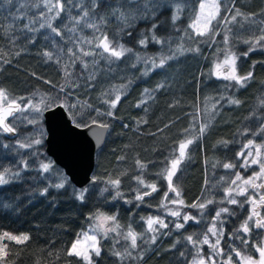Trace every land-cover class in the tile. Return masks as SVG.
Here are the masks:
<instances>
[{
	"label": "trees",
	"instance_id": "obj_1",
	"mask_svg": "<svg viewBox=\"0 0 264 264\" xmlns=\"http://www.w3.org/2000/svg\"><path fill=\"white\" fill-rule=\"evenodd\" d=\"M35 2L12 0L8 4L0 0V89H5L22 105L28 100L38 102L41 96H59V104L64 99L60 86H65V91L72 93L68 96L69 103L92 105V108L80 109L83 122L88 123L89 116L96 117L94 109L109 110L104 100L114 99V88H119L122 95L117 106L111 109L114 116L96 117L107 123L110 131L105 147L96 157L93 175L96 185L87 189L83 201L76 198L80 190L46 154V111L42 115L31 111L15 114L9 120L16 128L12 137L0 131V171L10 168L19 172L10 183L0 186V235L8 232L29 236L22 243L3 241L8 245L3 264H84L79 258L67 255V250L79 233L94 226L89 217L96 212L114 215L120 235L115 233L100 239L101 255L93 256L94 264H192L193 258H198L197 247L186 237L202 240L213 226L215 212L222 207H227L229 213H223L215 224L217 229L223 230L219 245L223 252L213 255L209 245L200 244V255L206 261L212 256L216 264H225L231 254L233 264H237L239 258L232 251L236 249L242 255L258 259L253 245L264 241V229L255 228L258 217H254L249 221L250 233L238 232L252 206L244 202L245 196H235L244 202L243 207L227 203L224 189L235 179L234 173L239 172L247 179L259 171L258 165L242 168L244 158L238 153L243 150L247 154L249 149L243 146L249 140L253 145H264L261 131L264 128V42L255 44V40L264 35V0H220L219 17L212 22L211 31L203 36L189 27L199 11L198 0H170L171 7H161L147 19L132 20L131 27L112 15L114 10H130L122 7L126 0H98L95 9L91 8V0H71V4L64 0L65 11L53 21L62 36L39 28V22L25 27L30 19L46 11L42 3L34 7ZM161 2L169 3V0ZM177 5L181 11L179 19L173 22ZM82 9L89 10L90 16L86 22L74 25L71 17L81 15ZM235 9L242 15L225 23L221 18L230 19ZM101 17H105L106 22H101ZM87 23H96L98 30L87 27ZM153 23L157 25L154 33L163 44L151 40ZM73 27L75 31L69 32ZM102 34L132 52L110 63L98 55L102 49L95 47V38ZM144 36L149 37L147 47L138 43ZM81 40L84 43H80ZM88 40L93 43L88 44ZM180 46L184 51H177ZM250 46H254V50L249 51ZM70 48L88 64L87 69L70 55ZM81 48L94 55L84 56ZM45 53H51L52 59ZM136 54L153 57L157 63L161 56L174 55V58L144 75L151 65L143 61L137 63ZM233 54L236 74L252 73V78L243 86L215 74L216 64ZM133 64L136 66L132 67ZM66 66L71 73L67 79ZM89 76L94 79L90 80ZM69 84L79 86L68 87ZM121 85L126 87L120 88ZM233 100L239 103H232ZM75 111L77 109H73ZM33 118L38 119V123L28 122ZM201 124L207 125L203 134L199 132ZM35 139H41L42 143L31 148L19 147L20 143ZM188 139L193 142L187 145L185 156L172 177L173 186L180 193L177 197L168 188L165 170L171 167L172 159L179 157V143ZM261 152L264 153V148ZM21 161H27L28 167ZM41 162H51V172L42 173ZM225 163L236 167L225 169ZM65 177L68 183L64 189L49 188L46 196L40 195L44 187ZM137 177L143 179L145 185L155 184L157 190L151 192ZM114 179L120 180L118 187L109 183ZM144 191L151 192L152 197L137 200V193ZM259 193H264V188H248V195L257 200ZM173 199L184 202L178 204L181 210L178 220L165 215L166 208L174 205L170 203ZM208 200L213 203L204 209L191 207ZM257 210L264 217V206ZM185 214L196 220L185 223ZM149 217L164 218L167 227L158 225V231H149ZM177 223L184 227L176 228ZM129 227L137 234L135 249L131 248L130 240L124 239ZM208 235L214 243L217 237ZM152 236L156 237L154 243ZM241 239H247L248 244L241 243ZM126 249L131 256L124 255L121 259L113 255L114 251L124 253Z\"/></svg>",
	"mask_w": 264,
	"mask_h": 264
},
{
	"label": "snow or ice",
	"instance_id": "obj_2",
	"mask_svg": "<svg viewBox=\"0 0 264 264\" xmlns=\"http://www.w3.org/2000/svg\"><path fill=\"white\" fill-rule=\"evenodd\" d=\"M6 3L10 4L12 0H5ZM43 4L46 11H41L39 14V17L36 19H30L29 24L25 25L26 28L29 27V25L35 24L39 22V28H47L50 29L52 33H54L56 36H62V32L53 26V21L60 18L61 13L65 11V4L64 0H36V2L33 4L34 7H39L40 4ZM68 3L71 4V0H68ZM199 3V11L195 15V18L193 20V23L189 25L190 28H194L196 30V34L203 36L205 34H208L211 31L210 26L212 25L213 21H216L219 17L221 7H220V0H198ZM98 6V0H91V8L95 9ZM172 4L169 0V3H162L161 0H126V4L122 5V7L129 8L130 10L127 12H119L118 10H114L112 12V15L117 16L118 20L124 23L126 27H131V21L135 20L137 18L139 19H147L149 16L153 15L155 11H158L161 7H171ZM227 11H233L232 9H226ZM181 11L179 5L176 6V10L172 15V20L175 22L177 19H179L178 13ZM242 15L238 9L234 10V13L231 15V18L229 19L228 16H224L221 19L225 23H231L232 21H235L237 16ZM90 16V11L87 9H82V14L77 17H71V20L73 21L74 25H78L81 23V21H87V18ZM101 22H106L105 17H101ZM200 25H203V28L200 27ZM10 27V26H9ZM87 27L93 28L98 30L96 23H87ZM157 25L155 23L152 24L150 31H152L151 40L158 44H163L164 41L160 40L156 37L154 30L156 29ZM30 31H38L39 29H33L29 28ZM69 32H74L75 27L69 28ZM95 40L97 41L95 44L96 48L102 49V52L98 53L102 58L107 59L110 63L113 62V59L119 60L122 57H124L127 53H131L132 49L126 48L123 44L119 43H113V41L109 40L107 34H102L100 37H96ZM228 37L225 36V42L227 43ZM149 42V37L144 36L141 38L138 43L143 46L147 47V44ZM246 43H249L248 41H245ZM264 42V35H261L255 40V44H262ZM80 43H84L83 40L80 41ZM88 44H92V40L87 41ZM191 50V49H190ZM254 50V46H250L249 51ZM69 53L71 56L75 57V60H80L83 67L87 69L88 64L85 63L80 56H77L75 52L72 51L70 48ZM80 51L83 53L84 56H90L94 55L91 51H84L82 48ZM177 51H184L183 47H178ZM195 51H198V49H195ZM107 53V56H104V54ZM46 56H48L49 59H52L51 53H45ZM247 55V53H245ZM174 55L172 56H161L159 58V61L157 63V60L153 57H143L139 54H136V61L137 63L143 61L145 64H150L151 67L147 68L144 72V75L148 74V71H151L158 67H163L167 60L173 59ZM75 60H73V64L75 63ZM235 55H231L229 57H226L223 63H217L216 64V72L215 74L220 77L222 76L226 80H234L237 84H240L243 86L244 82L252 78V73L249 72L246 76H238L236 74L235 69ZM7 62V61H6ZM136 65L133 64L132 67H135ZM227 66L228 71L224 72L222 69ZM68 66L65 67V78L67 79L70 77L71 73L67 70ZM89 79H94V76H89ZM79 85L76 84H69L68 87H78ZM126 85H121L120 88H124ZM115 93L114 99H106L104 100V103L109 105V110L107 112H101L100 109H94L96 113V117L101 116H114V113L111 111V109H114L117 106V103L121 99L122 93L120 92L119 88H114L112 90ZM147 92V89L145 90ZM60 92L64 93V99L60 101L59 104H57V100H59V96L56 97H48V96H41L40 100L38 102H33L31 100H28L23 105L18 102L17 98L10 97L5 89H0V131H3L5 133H14L16 131V128L12 126L8 122L9 117H14L15 113H21L26 111L35 112L38 115H42L45 111H48L51 108L54 107H64L67 109L68 113L71 114V120L74 123V127L76 129H82V130H91L93 127L100 129V131H97L95 135L97 138H102L104 135V130L109 128V125L107 123L102 122L101 120L97 119L96 117L89 116L88 119L90 120V123L83 122V112L80 110L84 107L92 108V105H87L86 103L84 105H79L77 103H69L68 102V96H70L71 92L65 91V86H60ZM104 95H108V93H105ZM21 101L24 98H19ZM232 103H239V101L233 100ZM143 103V101L141 102ZM264 103V101H262ZM140 105L138 104L137 107ZM214 107V106H213ZM73 109H77V111L73 112ZM79 117V119H78ZM195 119V117H194ZM29 123H38V119L33 118L28 121ZM207 125L201 124L199 128V132L203 134V132L206 130ZM262 132H264V128L261 129ZM193 141L191 139H188L186 141H181L179 143V157L171 160V167L167 168L165 170L166 173V179L168 182V188L170 191L175 192L176 196L179 197L180 193L179 191L173 186L172 177L175 175V170L177 169L179 163L185 156V149L188 144H191ZM42 143L41 139H35L30 141L29 143H20V148H31L33 145H39ZM5 148L9 147L8 145H4ZM254 147L255 152L251 150ZM244 149H249L247 151V154L245 155V152L242 150L240 153H238V156H242L244 158V162L240 165L242 168H248L252 165H258L259 171L254 172L253 175L249 176L247 179H244L239 172L234 173L235 179L231 180L229 183V186L224 189L225 198L227 199V203L229 204H239L240 207H243L244 202H249L252 206V211L250 212L248 218L244 221L243 224H241L240 229L237 231H242L244 234L250 233L252 230L249 227V221H252L254 217H258V219L255 220L254 226L255 228L264 229V217H261L260 212L257 210L259 206H264V193L258 194V200L255 199L253 196L248 195V188L252 189H261L264 188V153L261 152V149L264 148V145H253V141L249 140L246 145L243 146ZM251 157V159H249ZM21 163L24 165L25 168L28 167L27 161H21ZM137 164L141 167H144V165L141 164L140 161H137ZM52 163L51 162H41L39 165V170L42 173H49L52 170ZM225 169H233L236 167V165L231 163H225L223 165ZM19 176V172H13L10 168H4L2 171H0V186L6 185L10 183L11 179ZM138 182L141 185H144L146 188H150L151 192H155L156 185H145V182L143 179L137 177ZM257 180H262L260 184H257ZM95 181V178H93V181ZM239 182V183H238ZM68 181L67 178H61L56 183H50L47 187H44L40 191V195L46 196L49 192V188H55L56 190L64 189L67 185ZM109 183L112 184L114 187H118L120 184L119 179L109 180ZM87 189H81L77 194L76 198L80 201H83L85 198V193ZM151 192L144 191L143 193L138 192L136 199L142 201L145 196L151 195ZM235 194V195H233ZM119 195V193H117ZM165 196L167 197V193H165ZM235 196H245V201L241 202L238 201ZM172 204H180L183 205V200H176L173 199L170 201ZM213 201L208 200L205 203H199V204H193L191 207L204 209L208 204H212ZM223 203V201H221ZM223 213H229V209L227 207H222L218 211L215 212V216L213 217V226L208 228L207 233L204 234L202 240H194L193 236L186 237L187 241L190 242L194 247H197V257L193 258L192 264H216V261L212 258V256H209L207 258V261L205 258L200 255V249L198 245L200 244H207L212 249L213 255H221L223 250L219 248L220 245V238L223 236V230L217 229V226L215 224V221L219 220L221 215ZM170 215L174 217H180L181 213L180 211H171ZM90 221L94 222V226L91 227L87 231H82L78 234L77 239L72 243L71 248L67 250V255L69 256H75L79 258L81 261L84 262V264H94L93 256L99 257L101 255V248H100V241L97 238L96 233H103V236L106 238L108 236L109 232H117V229L119 228L118 223H116V217L114 215H106L102 212H96L93 213L89 217ZM183 220L185 223H187L189 220H196L195 217L185 214L183 216ZM198 222V221H197ZM148 224V230L155 232L158 231V229L154 228L153 225L159 224L160 228H166L167 224H165L162 220L159 219V217H149L147 220ZM184 227V224L177 223L176 228H182ZM208 233H211L213 236H216L217 239L214 243H211L209 240ZM118 235L120 233L117 232ZM8 241H15L16 243H22L24 241H27L29 239V236L26 234H22L20 236L12 235L8 232H4L2 235H0V264H3V261L8 255V252L6 249L8 248L7 243H3L4 240ZM125 240L131 241V248L135 249L137 247V234L132 231V229L129 227L126 234H124ZM152 242L154 243L156 240L155 236H152ZM241 243L247 245L248 240L247 239H241ZM253 248L255 251L259 254L258 259H254L251 255H242V253L239 250L232 249L233 252H235L236 257L239 258L237 264H264V241H261L259 244H254ZM113 255L123 259L124 255L131 256V252H128L127 249L124 253H121L119 251H114ZM183 256V253H181ZM142 258V254H141ZM225 264H233L232 261V255L229 254L227 257V260L225 261Z\"/></svg>",
	"mask_w": 264,
	"mask_h": 264
},
{
	"label": "water",
	"instance_id": "obj_3",
	"mask_svg": "<svg viewBox=\"0 0 264 264\" xmlns=\"http://www.w3.org/2000/svg\"><path fill=\"white\" fill-rule=\"evenodd\" d=\"M11 118L9 117L8 121ZM44 122L47 131L45 146L48 157L65 172L77 189H88L96 185V181L92 182L96 156L105 147L110 129L104 130L103 137L99 139L95 135L100 131L98 128L76 129L64 107H55L46 111ZM5 134L8 137L13 135V133Z\"/></svg>",
	"mask_w": 264,
	"mask_h": 264
},
{
	"label": "rangeland",
	"instance_id": "obj_4",
	"mask_svg": "<svg viewBox=\"0 0 264 264\" xmlns=\"http://www.w3.org/2000/svg\"><path fill=\"white\" fill-rule=\"evenodd\" d=\"M200 27L203 28V25H200ZM195 31H196V30H195ZM224 60H225V59L220 60L218 63H223ZM235 69H236V60H235ZM215 71H216V68H215ZM222 71L227 72V71H228L227 66H225V67L222 69ZM220 77H222V76H220ZM222 78H223V77H222ZM251 150L253 151V153L255 152V149H251ZM249 158H250V157H249ZM258 181H260V183L262 182V180H258ZM166 209H167V210L165 211V215L170 216V217H172L173 219L178 220L179 217H174V216L170 215V212H171V211H177V210H178V211H180V213H181V210H179V208H178V204H176V205L174 204V205H172L171 207L169 206V208H166ZM160 220H162L164 223L166 222L164 218H162V219H160ZM158 225H159V224H155V225H153V227L156 228ZM117 232H118V229H117ZM117 232H109V233H108V236H109L110 234H115V233H117ZM96 235H97V238L99 239V241H100L101 238H104L103 233H96ZM214 237H216V236H214Z\"/></svg>",
	"mask_w": 264,
	"mask_h": 264
}]
</instances>
